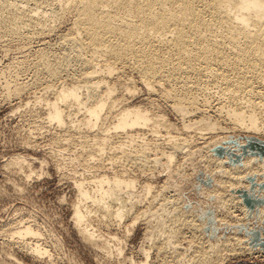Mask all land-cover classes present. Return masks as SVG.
<instances>
[{
    "label": "rangeland",
    "instance_id": "1",
    "mask_svg": "<svg viewBox=\"0 0 264 264\" xmlns=\"http://www.w3.org/2000/svg\"><path fill=\"white\" fill-rule=\"evenodd\" d=\"M29 1L11 12L35 16L39 7L35 21L26 16L16 30L0 25V264H145L144 250L148 264H264L262 99L237 91L231 98L226 82L205 68L155 82L154 90L146 88L131 59L116 61L111 76L94 75L92 68H102L104 58L88 65L90 54L80 61L67 41L75 33V13L58 8V0ZM45 58L61 64L56 78L44 70ZM229 71L224 74L231 78L243 76ZM89 76L92 82L104 79L106 87L100 84L97 99L82 90V103L113 92L95 127L86 124L83 105L59 99L62 88L82 85ZM251 81L264 95V84ZM189 94L196 106H179ZM55 100L64 109L63 126L49 120L46 104ZM236 101L244 111L256 109L260 132L230 119L224 106ZM134 107L152 121L130 131L136 140L131 143L113 126L124 109ZM174 144L181 149L173 150ZM103 178L135 183L128 192L114 188L101 201L94 182ZM76 182L95 195L91 201L80 196ZM78 207L87 215L85 227L100 239L83 234ZM26 227L39 236L20 238ZM36 246L43 255L33 251Z\"/></svg>",
    "mask_w": 264,
    "mask_h": 264
},
{
    "label": "bare ground",
    "instance_id": "2",
    "mask_svg": "<svg viewBox=\"0 0 264 264\" xmlns=\"http://www.w3.org/2000/svg\"><path fill=\"white\" fill-rule=\"evenodd\" d=\"M1 1L2 0H0V25L3 27L1 29H5L3 25L9 26L10 30L20 29V26L24 24V18L26 16L31 21H35L34 19L40 10L39 7L36 8L35 16H33L32 13L31 16L26 14L18 15L11 11L19 5L21 7L27 6L29 0H6V2L3 0L5 4ZM45 1L46 0H43L42 2L45 3ZM57 3L60 6L58 8L61 10H71L76 15L75 27L73 28L74 30H72L75 33L73 37L67 39V41L69 42L68 44H71L73 49L79 53L78 56L80 57V61L81 58L83 59L82 56L85 53L88 55L90 54V58L86 60L88 65L93 64V61H96L97 58H104L102 60H105L103 67L101 64L102 68H92L94 69V72L92 70V74L96 75L98 73V76H100L99 74L106 73L107 75L104 74L105 76H111L116 72L115 69L117 68L114 65L116 61L124 62L125 60L131 59V61L133 60L132 62L135 63V68L137 69L135 71L141 74L144 84L147 86L146 88L154 90L155 82L160 84L165 80L168 82L175 81L177 77L179 78L178 75L183 72H188L187 75L190 73H195L196 75L198 70L205 68V70H202L206 71L207 69L212 73L215 72L214 74L217 75V77H220V79L226 82L228 86V90L226 91L231 93V98L234 97L233 93L235 91L240 92V94L241 92L243 94L246 93L252 98L262 99L258 100L263 102L262 104L264 107V95L259 93L260 91H254V85L252 86L251 81L257 80L261 85L264 84V0H58ZM15 11L18 12L16 9ZM60 15L58 16L60 17ZM164 48H166V51H164ZM85 56L87 58L86 54L84 57ZM42 60L44 70L50 78H56L60 75L62 71L59 65L61 64L55 65L52 63L53 61H50L48 58ZM83 61L85 66V60ZM216 68H223L225 71L229 69L231 74L243 76L237 75L238 77L234 78L233 76V78H231L232 75H225V71L222 69L223 73H219ZM92 74H90V76ZM247 75L250 76L249 79ZM90 76L82 85L78 83L79 85H75V87L72 86L73 88L67 86L69 88L68 90H63L62 88V91H59V99L62 103L75 101L83 105L88 114L86 117L88 121L84 122L90 127H95L99 124L98 122L105 110L108 96L111 94L113 95V92L111 93L110 89L108 93L106 91V100L102 98L101 100L92 101L94 103H91L89 99L90 105H88L87 102L82 103V90L85 89L91 93V96L89 94V98L93 97L97 99V90L100 88V84L104 86V83H102L104 79H99V77V80L96 79L97 81L94 80L95 83H93V78ZM216 82H218V80ZM57 95L58 93L56 96ZM83 97H85V95ZM234 102L230 105L228 104L227 107L224 106V108L228 109L227 114L235 125H247L248 130L256 129L259 131L258 116L260 115H257L256 109L249 112L244 111V107H240L238 101H236L237 103ZM197 103V98L190 94L186 99L183 98L177 102L179 106L185 105L187 108L193 105L196 106ZM253 104H255L254 101ZM46 105L49 107L47 111L49 120L52 123L57 122L59 125H65L66 118H64V109L59 102L55 100L54 103H47ZM248 105H250V103ZM185 108L186 107H184V109ZM118 116L113 129L115 132H126L127 137L128 134H132V132H134L133 130L137 128L148 127L149 123L152 121V117H150L149 113L143 111L142 108H127L123 110L120 117ZM110 129L111 128H109V131ZM130 131L132 132L130 133ZM109 137L111 138L110 135ZM130 139L131 143L136 142V140L133 141L132 136ZM101 142L103 143V140ZM130 146H132V144H130ZM102 147L104 149V144ZM179 149H181V147L178 144H174L173 150L177 151ZM101 151L103 150L101 149ZM172 154L167 155L170 156L169 158L171 161L174 157ZM128 155L129 154H127V156ZM111 181L103 178L94 182L97 189L96 194H98V199L101 198V201L105 200L107 196H110L114 188L118 189L117 191L120 192L127 189L128 192V189L131 190L130 188L135 183L133 180L116 179L114 182ZM77 187L83 199L91 201V199L94 198L95 195H91V192L84 183H78ZM75 214L77 225L81 228L83 227V234H85L88 239H97L99 236L92 232V230L89 231L88 227H85L87 215L82 212L81 207L76 208ZM117 215L121 219L125 218H122L123 211L120 209L117 210ZM31 228L26 227L17 234L22 239L28 236H39V233H35ZM113 239L116 238L113 237ZM33 251L39 255L44 254V251L38 246H36ZM144 253L147 259L145 264H148L150 255L145 250Z\"/></svg>",
    "mask_w": 264,
    "mask_h": 264
}]
</instances>
